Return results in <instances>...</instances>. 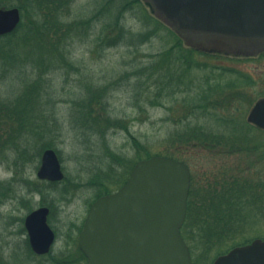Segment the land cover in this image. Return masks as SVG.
I'll return each instance as SVG.
<instances>
[{"label":"trees","instance_id":"trees-1","mask_svg":"<svg viewBox=\"0 0 264 264\" xmlns=\"http://www.w3.org/2000/svg\"><path fill=\"white\" fill-rule=\"evenodd\" d=\"M79 1L81 0H0V8L15 7L22 14L19 27L10 34L0 36V84L12 79L19 83L18 89L7 99L0 97V158L6 157L5 154H13L14 172L19 173L27 164L36 162L44 150L58 149L57 141L61 137V124L56 113L58 104L55 103L58 95L53 88V78L49 76L65 69H71L76 75L81 74V70L70 63L73 52L69 49L77 43L93 44L99 53L121 46L130 49L139 48L156 37L165 41L164 32L172 37L168 39L171 44L163 51L151 55V59L146 64L134 66L131 72L123 74L121 78L104 85H94L87 81L83 74L80 75L82 79L79 84L83 86L85 96L72 100L71 108L77 126L85 130V134L88 132L87 136L90 138L102 142L111 131L129 132L127 122L113 118L109 102L110 94L118 91L128 80L135 91L147 92L148 99L153 97L158 106L174 103L170 111L176 113L181 110L186 114L175 121L178 124L186 122L182 125V133L177 132V135L171 139L173 146L166 147L163 151L148 149L136 137L131 136L132 149L138 151L140 158L149 159L154 155H160L181 160L183 145L212 150L222 148L234 154L258 153L257 151L262 148L261 144L253 145L244 141V139L249 140L246 134L255 127L245 123L250 129L243 126L247 131L238 130L236 124L239 117L235 114L236 111H241L243 105L252 104L255 98L253 95H248V88L254 87L257 82L253 76L244 74L235 67L213 66L201 58L228 59L236 63L257 62L264 59V53L258 57L237 58L207 54L189 48L173 30L149 12L142 0H92L89 16L75 14ZM136 15L139 16L142 29L134 32L127 27V20L137 19ZM203 72L210 74L201 76ZM67 78L69 80V77ZM192 117L193 120L204 118L209 122L212 121L215 124V127H212L220 132L217 130L214 133L204 124L192 123ZM30 143L35 145L33 150L36 148V154H30L28 148ZM58 153L62 154L61 151ZM107 154V158L110 159L108 172L97 173L84 184L86 187L98 190L96 198L111 193V184L119 185L125 182L123 179H117L119 174L116 168L128 164V159L110 149L107 150ZM134 165L131 164L130 172ZM225 176H228L226 172L223 177ZM67 179L65 178L64 181ZM227 180L224 179L225 185L229 187L227 190L224 186L220 190L219 186L222 183L217 180L212 185L205 186L207 189L204 190L202 213L197 219V224L202 225L203 232L211 227L210 212H213V208L217 205L219 211H224V207L227 211L232 206H238L230 201L231 195H229L233 191L241 192L238 190L240 187L237 186L238 179L233 183H228ZM22 182L25 183L24 187L28 188L27 196L38 194L43 198L42 206L45 205V192L49 190L45 185L46 182L38 180L34 183L26 178ZM58 184L49 183L51 188ZM84 185L77 183L74 189L77 191ZM14 186L11 181L5 183L0 181V206L8 199H12ZM70 191L69 188L60 190L62 199ZM195 191L196 181L192 175L188 216L182 229L183 235L190 221ZM236 197L238 203L240 196ZM22 198L24 204L28 202L25 196ZM214 220L217 225H222L217 235L219 243L227 244L226 251L220 252L219 255L252 241L250 238L237 241L229 229L231 226L229 223H223V219ZM23 231L26 232L25 228ZM72 236L73 229H70L68 232L70 241ZM27 246L32 253L28 240ZM78 252L80 255L77 261L79 258L86 261L79 248Z\"/></svg>","mask_w":264,"mask_h":264},{"label":"rangeland","instance_id":"rangeland-1","mask_svg":"<svg viewBox=\"0 0 264 264\" xmlns=\"http://www.w3.org/2000/svg\"><path fill=\"white\" fill-rule=\"evenodd\" d=\"M92 5V0L79 1L75 8V14L89 16L88 13L92 9ZM146 8L152 12L147 5ZM136 18L127 20V27L133 29L134 32L142 29L139 16L136 15ZM163 36L166 37L165 41L156 37L139 48L130 49L121 46L111 48L104 53L96 51L93 44L77 43L69 49L73 52L70 63L81 70L82 76L87 78V81L94 85H104L121 78L125 73L131 72L137 64H146L151 59V55L167 48L171 44L168 39H172V37L167 32H164ZM201 59L213 66L235 67L244 74L253 76L257 82L254 87L248 88V95H253L255 98L252 104H245L240 112H235L236 116L239 117L236 124L238 130L247 131L246 128L249 127L245 123H247L251 109L258 99L264 97V93L262 94L264 91V59L243 63H236L228 59ZM19 74L26 75L25 73ZM81 74L76 75L71 69H65L49 76L53 78V88L58 95L55 98L57 100L55 103L58 104L56 113L61 124V137L57 141L58 149L56 151L62 153L59 157L65 176L69 179L53 188L49 183H45L49 190L45 192V205L43 206H48L51 209L49 223L57 235L52 252L46 256H37L33 252L31 253L27 246L28 235L23 231L24 219L30 212L42 206L43 198L38 194L27 196L28 188L24 187L25 183L22 180L26 178L37 183L39 180L37 171L41 164L42 155L36 162L27 164L26 168L16 173L13 166L15 156L5 154L6 157L0 158V181L4 183L11 181L15 185V190L12 199H8L5 204L0 206L1 264H88L87 260L80 258L77 261L80 255H78V241L90 206L97 199L99 192L96 188L86 187L84 184L88 183L95 174L108 172L110 159L107 158V150L116 151L128 159V164L116 168L117 174H119L117 179L126 181L130 175L131 164L133 166L139 159H143L140 158L137 150L132 149L131 136L136 137L148 149L157 152L173 146L171 139L177 135V132L182 133L183 131L182 125L186 122L183 124L175 122L186 115L183 111L180 110L176 113L170 111L175 105L174 103L158 106L153 97L148 99L147 92L135 91L127 80L118 91L110 94L109 102L113 118L127 122L129 132L125 130L111 131L107 134L104 142L90 138L87 136L88 132L85 134V130L77 126V120L71 111L72 100L85 96L83 86L79 84L82 79ZM209 74L203 72L201 76ZM18 87V81L13 79L0 84V97L7 99ZM144 90L146 91V89ZM258 94L262 95L257 97ZM191 121L194 124H204L214 133L218 130L213 128L215 124L212 121L209 122L204 118L193 120L192 117ZM218 131L220 132V130ZM246 136L249 140L244 139V141L253 145L261 144L262 148L257 151L258 153L253 152L245 155L230 153L222 148L212 150L202 147H184V145L181 147L180 159L190 167L191 174L196 181V193L194 192L195 196L192 199L194 205L190 221L184 230L185 239L188 240L192 249L194 264H213L219 253L226 251L227 244L219 243V237L217 238L222 225H217L214 219H223V223H229L231 225L229 229L237 241L247 238L251 240L264 238V131L253 128ZM34 146L33 143L29 144L30 154H36L37 150L36 148L33 150ZM225 172L228 176L223 177ZM224 179H228V183H233L234 180L238 179L237 186L242 188V190L238 189L241 192L229 193L231 195L230 201L238 206H232L227 211L224 207V211H219L217 205L213 208V212H210L212 216L210 219L211 227L203 232L204 230L201 231L202 225L197 224V219L202 213L204 190L207 189L205 186L212 185L217 180L222 183L219 189H223L221 187L224 186L227 190L229 187L225 185ZM77 183L84 185V187L82 186L76 191L74 185ZM122 185L123 182L119 185L111 184V191L118 190ZM67 188L71 191L62 199L60 190ZM238 195L240 197L237 203L238 197L236 196ZM24 196L28 201L25 204L22 198ZM235 225L236 227H234ZM70 229H73L71 241L68 237Z\"/></svg>","mask_w":264,"mask_h":264},{"label":"water","instance_id":"water-1","mask_svg":"<svg viewBox=\"0 0 264 264\" xmlns=\"http://www.w3.org/2000/svg\"><path fill=\"white\" fill-rule=\"evenodd\" d=\"M152 13L199 52L252 58L264 53V0H143ZM22 22L18 8H0V36ZM248 123L264 130V98L251 109ZM40 180L62 182L59 155L46 149ZM191 171L180 160L153 156L138 162L116 192L97 199L79 235L88 264H194L181 229L188 213ZM50 209L26 216L29 243L37 255L52 251L56 233ZM214 264H264V239L238 246Z\"/></svg>","mask_w":264,"mask_h":264}]
</instances>
